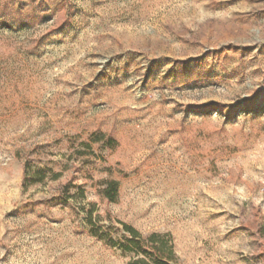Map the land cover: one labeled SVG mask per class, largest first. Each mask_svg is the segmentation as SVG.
Masks as SVG:
<instances>
[{"label":"rangeland","instance_id":"374dc122","mask_svg":"<svg viewBox=\"0 0 264 264\" xmlns=\"http://www.w3.org/2000/svg\"><path fill=\"white\" fill-rule=\"evenodd\" d=\"M154 244L264 264V0H0V264Z\"/></svg>","mask_w":264,"mask_h":264},{"label":"trees","instance_id":"16d2710c","mask_svg":"<svg viewBox=\"0 0 264 264\" xmlns=\"http://www.w3.org/2000/svg\"><path fill=\"white\" fill-rule=\"evenodd\" d=\"M125 230L128 232L126 244L122 245L125 251L131 252L135 248H139L138 240L141 234L130 226L125 225ZM152 237H155L153 235ZM138 246V247H137ZM143 256H138L130 264H168L166 257H164L161 251V247L158 245H152L143 252Z\"/></svg>","mask_w":264,"mask_h":264}]
</instances>
